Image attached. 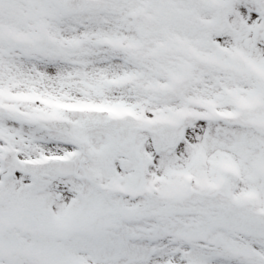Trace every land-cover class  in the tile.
<instances>
[{"label": "snow or ice", "instance_id": "snow-or-ice-1", "mask_svg": "<svg viewBox=\"0 0 264 264\" xmlns=\"http://www.w3.org/2000/svg\"><path fill=\"white\" fill-rule=\"evenodd\" d=\"M0 264H264V0H0Z\"/></svg>", "mask_w": 264, "mask_h": 264}]
</instances>
